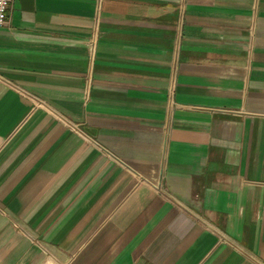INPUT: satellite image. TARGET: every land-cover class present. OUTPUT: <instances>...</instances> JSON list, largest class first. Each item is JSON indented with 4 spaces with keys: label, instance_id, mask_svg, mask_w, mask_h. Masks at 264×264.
<instances>
[{
    "label": "crops",
    "instance_id": "obj_1",
    "mask_svg": "<svg viewBox=\"0 0 264 264\" xmlns=\"http://www.w3.org/2000/svg\"><path fill=\"white\" fill-rule=\"evenodd\" d=\"M0 264H264V0H12Z\"/></svg>",
    "mask_w": 264,
    "mask_h": 264
},
{
    "label": "built area",
    "instance_id": "obj_2",
    "mask_svg": "<svg viewBox=\"0 0 264 264\" xmlns=\"http://www.w3.org/2000/svg\"><path fill=\"white\" fill-rule=\"evenodd\" d=\"M12 0H0V26L7 24L8 11Z\"/></svg>",
    "mask_w": 264,
    "mask_h": 264
}]
</instances>
